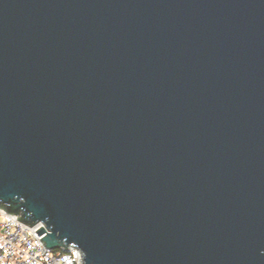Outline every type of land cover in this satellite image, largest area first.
<instances>
[{
	"label": "water",
	"instance_id": "1",
	"mask_svg": "<svg viewBox=\"0 0 264 264\" xmlns=\"http://www.w3.org/2000/svg\"><path fill=\"white\" fill-rule=\"evenodd\" d=\"M0 200L89 264H264V0H0Z\"/></svg>",
	"mask_w": 264,
	"mask_h": 264
},
{
	"label": "built area",
	"instance_id": "2",
	"mask_svg": "<svg viewBox=\"0 0 264 264\" xmlns=\"http://www.w3.org/2000/svg\"><path fill=\"white\" fill-rule=\"evenodd\" d=\"M6 216L11 215L0 209V264H28L29 259H32L34 264H56L57 260L67 254L63 250H50L44 246L47 249L45 253L30 244L20 243L17 236L19 228H10L5 223ZM13 246L16 250L15 255ZM20 257H24V259H20Z\"/></svg>",
	"mask_w": 264,
	"mask_h": 264
},
{
	"label": "clouds",
	"instance_id": "3",
	"mask_svg": "<svg viewBox=\"0 0 264 264\" xmlns=\"http://www.w3.org/2000/svg\"><path fill=\"white\" fill-rule=\"evenodd\" d=\"M3 201V200H0ZM23 203H26L23 199H21ZM31 225L28 226L21 222L20 218L17 216H6L5 223L10 228H19V232H17V236L19 238L20 243L30 244V246L34 248H39L42 252H47L44 245L40 242L41 238L37 236V232L41 229H44L47 223L45 220L32 218L30 216ZM48 226V225H47ZM48 229L49 226H48ZM51 230V229H50ZM26 233V235H25ZM51 234L52 230H51ZM52 236V235H51ZM56 244L57 246L64 247L66 255L62 256L59 260L56 261V264H89L87 253L75 242H69L67 239L60 238V234H56ZM67 240L70 247L62 245V241ZM13 254H16L15 246H13ZM264 254V253H262ZM20 259H24V257H20ZM28 264H34L32 259L28 260Z\"/></svg>",
	"mask_w": 264,
	"mask_h": 264
}]
</instances>
